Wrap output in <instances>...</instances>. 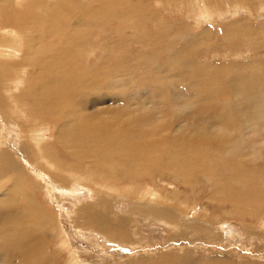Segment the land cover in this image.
Here are the masks:
<instances>
[{
    "label": "rangeland",
    "instance_id": "374dc122",
    "mask_svg": "<svg viewBox=\"0 0 264 264\" xmlns=\"http://www.w3.org/2000/svg\"><path fill=\"white\" fill-rule=\"evenodd\" d=\"M127 1L137 23L112 31L117 23L109 20L94 30L73 27L90 17L89 0H52L50 31L31 42L42 46L43 66L32 74L26 68L31 80L14 77L9 84L25 92V82L27 88L31 83L36 95L33 110L12 115L28 121L24 131L0 113V153L26 170L18 175L19 190L0 193L7 206L21 200L17 212L0 216V264H161L165 255L172 258L162 264H264L258 234L264 235V0ZM2 4L7 15H0L6 19V27L0 22V56L2 44L13 39L7 24L14 21L20 53L9 59L19 64L34 35L32 22L21 25L17 5ZM137 11L150 17L143 20ZM90 48L82 54L90 80L111 63L105 93L76 100L69 112H50L49 92L58 81L42 69L58 59L78 64ZM116 59L121 61L112 63ZM182 60V71L174 70ZM11 72L4 78L12 79ZM133 107L148 112L140 121L152 126L148 132L132 127L140 118ZM100 118L117 132L156 135L155 145L82 142L78 129ZM203 130L211 135L196 134ZM33 140L62 172L40 155L36 160ZM73 167L87 175V187L71 188ZM30 178L39 187L26 192ZM92 184L97 187L91 191ZM38 211L44 225L58 230L51 241ZM194 219L197 228L189 224ZM244 223L254 232L246 234Z\"/></svg>",
    "mask_w": 264,
    "mask_h": 264
},
{
    "label": "bare ground",
    "instance_id": "6f19581e",
    "mask_svg": "<svg viewBox=\"0 0 264 264\" xmlns=\"http://www.w3.org/2000/svg\"><path fill=\"white\" fill-rule=\"evenodd\" d=\"M51 1L52 0H8L10 4L17 5L19 9L20 20L23 21V22H20L21 25L25 26L27 22H32L33 32H34V35H31L29 39H26V42L23 48V53H22V57H23L22 62L19 64L15 63L14 61L10 60L9 57H14L15 54L20 53V49L18 45L20 41H19V34L16 33L14 30V27H15L14 21L13 19L10 18V20L13 21V24L9 22L7 26H8V29L13 34L14 40L8 39L2 44V46L4 47V53H3V56H0V73L2 74V77L0 78V113L3 114L6 121L16 122L21 131L25 130V125H28V121H24V122L22 120L15 121L12 115L20 114L24 112L23 111L24 107L28 110H33L32 106L35 104L36 93L32 92L31 83L27 88V84L25 82V90H26L25 92H22L21 89L16 90L14 89L13 86H9V84L13 82L12 80L14 77H15L14 78L15 80L20 77H22L21 80L23 78L24 79L27 78L26 80L28 79L31 80L32 71L35 70L36 68H40L43 66L44 60L42 59V57L44 56V52H43L42 46H39V47L35 45L33 46L31 45V42L35 39V37L42 36L46 32L50 31L49 25L51 23V19H53L55 16V13L51 6ZM149 2H152V1H149ZM157 2H163V0H157ZM178 2L181 5V0H178ZM153 6H155V3ZM164 7L166 9V6ZM88 8L90 9V17L82 24L75 22L73 27H77V28L89 27L91 30H94V26L104 27L105 22L109 20L110 23L109 22L107 23L110 25H112L113 23H117V26L114 27V29L111 27L112 31H119L123 27H125L124 30L126 31L127 27H134L135 24L137 23L135 19H134L135 22H133V13H132L133 10H132V7L130 6V3L127 0H89ZM138 11L136 12V14L139 17L142 16L141 19H143V17H147V18L150 17L149 15H146V13L141 12V11L138 12ZM0 15H7V9L5 5L2 4V0H0ZM155 18L153 19L155 20V22H152V20L151 22L156 27V24L159 22ZM5 20H6L5 18L0 16V22L2 23L3 27H6V25L4 24ZM163 20L162 22H165ZM143 28L148 29L149 27L147 28L146 26H144ZM160 31H163V30H160ZM157 35H159V33ZM143 36H145L144 40L149 39V35L144 34ZM142 41L135 40L136 43H141ZM46 43H49V42H46ZM45 49L50 50L49 44H46ZM91 50H92L91 48L86 49L78 56L79 57L78 64L72 58H69L65 60L64 62L58 59V60H55L50 66L42 69L43 75L53 76L58 81V85L51 92H49V97L54 99V102H50L49 105L46 107L50 112H56V111H59L61 113L69 112L74 108V103L76 100L80 99V100L90 101V100H93L94 97H97L99 94L105 93L104 84L105 83L107 84L108 82L107 75H110V71H112L111 68L108 67L110 66L111 63L106 64L104 68L98 74L93 76L92 80H90L91 77L88 75V69L84 67V63L86 59L82 58V54L84 53L88 55ZM90 56L92 58L94 57V55L91 53H90ZM90 59L87 58L88 61H90ZM118 61H121V60L119 59L112 60V63L118 62ZM183 62L185 63V60L184 61L182 60L181 63L177 62V64L179 63L177 68L179 67L181 68L182 67L181 64L186 65ZM9 68L11 69L12 71L11 74H13V76L11 75L12 79L7 80L4 78V74ZM26 68L31 69V74H28L30 73L29 71L28 73L26 72ZM177 68L174 70L180 71V68L179 69ZM205 68H208L207 69L208 71H211L213 69V68L211 69L209 65H206ZM16 83L18 82L16 81ZM14 84L15 83H13V85ZM5 89H7L6 92H4ZM210 89L209 91H211ZM218 89L222 92L221 88L218 87ZM218 89L216 90L215 88V91H213L211 95L217 94ZM29 98L30 100H28ZM5 104H6L7 112L5 111ZM12 107H16L14 109L15 111L12 109ZM113 107L118 108V103L114 104ZM42 108H45V106L42 105L38 111H41ZM132 109L140 110L137 113L134 112V115H140V118L138 119L136 124L132 127H136V131L137 132L140 131L142 133L148 132L150 129H152V126L149 123H146L144 126H141V123H140L141 119L146 121V116L148 112H146L143 107H140V109H136L135 107H133ZM199 110H203V108H200ZM6 113L9 117H12V118L10 119L7 118ZM110 113L111 112L106 111L105 115L107 116ZM161 132L159 133L163 135ZM77 134H78V137L81 139V141L86 144H100V143L111 144V143L119 142L120 144L125 146L127 143L140 141L146 145H155V142L157 140L156 135L147 136L145 134H138V133L135 135H129L126 131L117 132L115 131L113 124L104 118H100L95 122H90L80 127L77 131ZM196 134L205 135L207 133H205L203 130L202 132L199 131ZM207 135H211V134H207ZM135 136L137 137V139L133 138ZM2 141H3V138H2V134L0 133V143ZM32 142L34 145H36L35 158L37 161L39 160V155H40L47 165H51L56 170L60 169L59 170L60 172L63 171V168L57 165L40 148V146L38 145L39 140H33ZM63 150L65 152L67 151L66 144L63 146ZM69 152L70 154H72L74 151L70 149ZM103 164L110 165L108 163H103ZM19 166L21 165H17V163L13 161V156L0 153V193L4 191L9 192L14 187H17L18 190L20 189V184L17 181V178L20 173H24L26 172V170L25 168L19 167ZM46 168L47 170H51L49 167H46ZM77 168L78 167H73L71 169L72 171L69 172V181H70V185L72 189L75 188L76 184L81 187H87V185H85V183L88 182L87 175L85 174L78 175V170H76ZM51 179L56 182L55 185L57 188H61V185L58 184L57 176L52 175ZM30 181H31V184L28 186L26 192L28 191L31 192V190L33 191L35 187H39L37 184H35L33 179L30 178ZM96 187H97L96 184H92L90 185V190L92 191ZM110 188L113 189V186H111ZM99 192L101 191L99 190ZM57 193L59 192L57 191ZM215 195L219 199L221 198L222 193L216 192ZM104 196L106 197L107 194H105ZM20 208H21L20 199L16 200L11 206H7L5 203V200H1L0 201V216L5 215V214H13L17 212ZM241 214H243V212H241ZM97 215L99 217V214ZM36 216L40 224L44 225L45 218L42 215V213L38 211L36 212ZM194 221L195 222H189V224L197 228L196 219H194ZM174 224H176V221L174 222ZM44 230L46 231L47 240L49 239L51 241L54 237L57 236L58 230L54 226V224H52L51 222H47L44 225ZM92 230L94 233L101 234V235L104 232V229L98 228L97 225H94ZM244 231L246 234H251L254 232V227L251 224L244 223ZM258 234L261 236L262 239H264V235H262L260 231L258 232ZM108 237L112 238V234L108 235ZM3 247H4V244L0 245V248H3ZM170 258H172V256H168V255H165L163 259L160 258L163 260L161 264ZM173 259H177V257L175 256L173 257Z\"/></svg>",
    "mask_w": 264,
    "mask_h": 264
}]
</instances>
